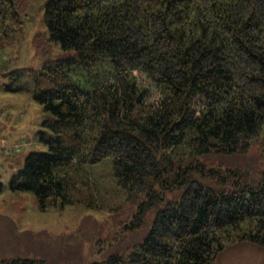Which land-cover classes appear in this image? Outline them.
<instances>
[{
  "label": "trees",
  "instance_id": "obj_1",
  "mask_svg": "<svg viewBox=\"0 0 264 264\" xmlns=\"http://www.w3.org/2000/svg\"><path fill=\"white\" fill-rule=\"evenodd\" d=\"M21 6L0 0V48L22 41ZM44 9L50 40L70 55L43 68L54 86L35 99L53 136L11 191L33 193L40 212L98 204L106 179L93 167L111 160L135 207L126 229L148 232L91 264H216L232 246L264 248V171L210 164L264 148V0H45Z\"/></svg>",
  "mask_w": 264,
  "mask_h": 264
},
{
  "label": "rangeland",
  "instance_id": "obj_2",
  "mask_svg": "<svg viewBox=\"0 0 264 264\" xmlns=\"http://www.w3.org/2000/svg\"><path fill=\"white\" fill-rule=\"evenodd\" d=\"M21 4L23 39L0 48V259L91 264L113 253L128 252L143 241L148 226L135 232L126 229L124 224L135 207L114 183L111 160L93 167L94 175L106 179L98 204L76 203L40 212L33 193L10 189L13 175L31 153L49 151L42 138L53 136L44 124L51 115L35 95L54 86L42 75L44 66H54L70 55L50 40L44 22L45 0H21ZM262 149L258 143L246 155L214 157L210 164L253 175L264 171ZM216 264H264V248L232 246Z\"/></svg>",
  "mask_w": 264,
  "mask_h": 264
}]
</instances>
